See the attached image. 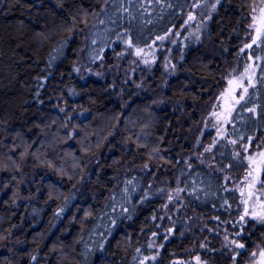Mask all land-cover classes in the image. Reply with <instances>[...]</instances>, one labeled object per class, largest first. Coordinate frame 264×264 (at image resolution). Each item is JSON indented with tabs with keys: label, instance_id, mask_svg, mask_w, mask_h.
Returning <instances> with one entry per match:
<instances>
[{
	"label": "trees",
	"instance_id": "16d2710c",
	"mask_svg": "<svg viewBox=\"0 0 264 264\" xmlns=\"http://www.w3.org/2000/svg\"><path fill=\"white\" fill-rule=\"evenodd\" d=\"M251 2L217 0L201 41L182 34L167 105H155L132 85L77 79L74 64L147 47L181 25L190 0H0V264H242L225 236L264 246V223L240 222L226 183L246 147L264 144V27L240 54ZM243 57L251 86L209 165L186 166L181 133ZM176 178L183 205L168 216L154 187Z\"/></svg>",
	"mask_w": 264,
	"mask_h": 264
},
{
	"label": "rangeland",
	"instance_id": "374dc122",
	"mask_svg": "<svg viewBox=\"0 0 264 264\" xmlns=\"http://www.w3.org/2000/svg\"><path fill=\"white\" fill-rule=\"evenodd\" d=\"M216 4L217 0H190V8L181 25L161 35L147 47L136 48L127 43L124 49L115 55L111 65L105 64L101 59L95 65L87 67L77 60L73 74L79 80L88 77L109 80L111 87L118 90L132 85L140 89L155 105H167L168 81L176 70L175 47L182 34L194 36L196 40L201 41ZM261 9H264V0H252L246 22V37L241 43L240 54L247 49L245 45H252L253 41L256 43L262 34L264 23L261 22V17L264 13ZM243 58L244 62L241 63L240 69L236 60L235 63L223 67V86L211 91L210 100L198 106L193 112L197 120L189 119L191 124L187 122L188 127L181 133L183 140L192 148V153L189 154L191 157L184 160L186 166L190 165L192 158L200 164L209 165L206 153L210 151L212 143L223 137L234 108L251 86L255 64L251 59L245 62V57ZM155 68H158L160 74L158 77L154 73ZM229 81L232 83L230 84ZM185 118L188 119L184 117V120ZM208 133L213 136L209 147L204 143ZM244 152L246 163L244 171L234 179H226V183L238 194L242 204L240 222L264 223L257 218L264 216V184L261 183L264 181V144L246 147ZM159 185L161 186L154 187L155 192L162 197L164 214L171 216V212L178 211L183 205L177 178L175 182ZM239 244L243 243L238 237L225 236L224 246L233 258L243 253L242 264H264V255H261L264 253L262 243H255L250 247L243 244V248L238 247ZM183 264H200V262L194 258L191 262Z\"/></svg>",
	"mask_w": 264,
	"mask_h": 264
},
{
	"label": "snow or ice",
	"instance_id": "6c2138e0",
	"mask_svg": "<svg viewBox=\"0 0 264 264\" xmlns=\"http://www.w3.org/2000/svg\"><path fill=\"white\" fill-rule=\"evenodd\" d=\"M254 11H255V9H254ZM261 12L264 13V9H261ZM253 19L255 20V18H253ZM261 22L264 23V16L261 17ZM257 31H260V30L257 29ZM161 39H162V38H161ZM253 43H255V41H253ZM248 47H251V45H245V48H248ZM243 50H244V49H241V51H243ZM229 83L231 84L232 81H229ZM237 86H239V85H237ZM245 91H247V89H245ZM241 99H243V96H241ZM249 175H251V173H249ZM261 183L264 184V181H262ZM170 199H171V197H170ZM257 218H258L261 222H264V216H258ZM241 219H243V217H242ZM238 247L243 248L244 245H243V244H239ZM261 255H264V253H261Z\"/></svg>",
	"mask_w": 264,
	"mask_h": 264
}]
</instances>
